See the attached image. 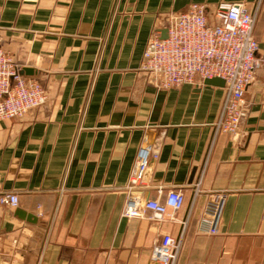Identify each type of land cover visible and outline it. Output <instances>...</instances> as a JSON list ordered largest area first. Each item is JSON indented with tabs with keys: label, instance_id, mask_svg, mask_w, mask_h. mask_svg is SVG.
Returning a JSON list of instances; mask_svg holds the SVG:
<instances>
[{
	"label": "crops",
	"instance_id": "0c3cea01",
	"mask_svg": "<svg viewBox=\"0 0 264 264\" xmlns=\"http://www.w3.org/2000/svg\"><path fill=\"white\" fill-rule=\"evenodd\" d=\"M222 1L251 9L257 0H0L1 44L49 96L0 120V192L20 199L0 204V264H152L161 236L179 234L205 162L177 264H264V0L261 65L237 135L221 133L210 148L224 86L157 87L141 69L166 15ZM142 145L159 156L139 195L182 187L178 220L123 216ZM219 191L228 194L220 231L201 233L207 197Z\"/></svg>",
	"mask_w": 264,
	"mask_h": 264
},
{
	"label": "built area",
	"instance_id": "2783aa9c",
	"mask_svg": "<svg viewBox=\"0 0 264 264\" xmlns=\"http://www.w3.org/2000/svg\"><path fill=\"white\" fill-rule=\"evenodd\" d=\"M261 5L262 0H257L250 9L241 1H222L210 11L205 4L193 3L186 11L164 17L166 38L162 37V28L155 29L149 37L141 69L152 75L157 87L204 82L215 77L225 80V99L214 125L211 149L219 134L237 135L247 115L246 91L261 65L260 46L255 36ZM21 71L19 63L0 42V120L22 117L48 101L45 87ZM158 156L153 147H140L126 187L128 197L123 216L144 219L151 211L152 219L168 217L178 220L177 212L186 203L182 187L166 193L160 189V195L155 199L142 200L139 195L145 185L150 161ZM205 163L192 183V198L186 217L180 221L179 234L161 236L153 247L152 264L178 263L187 227L202 192ZM227 195L226 191L208 195L197 223L199 232L219 233ZM19 203L17 193L0 192V204L16 208Z\"/></svg>",
	"mask_w": 264,
	"mask_h": 264
},
{
	"label": "water",
	"instance_id": "95a60500",
	"mask_svg": "<svg viewBox=\"0 0 264 264\" xmlns=\"http://www.w3.org/2000/svg\"><path fill=\"white\" fill-rule=\"evenodd\" d=\"M162 37L163 38H166L167 37V29H164L163 30V33H162ZM30 73L31 72V69L30 68H24L22 69L21 73ZM206 83H209V84H214V85H218V86H225V80L220 78V77H215L213 79H207L205 80Z\"/></svg>",
	"mask_w": 264,
	"mask_h": 264
}]
</instances>
